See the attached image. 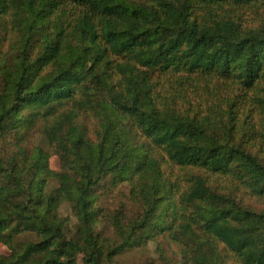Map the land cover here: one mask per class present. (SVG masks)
<instances>
[{
	"label": "trees",
	"instance_id": "trees-1",
	"mask_svg": "<svg viewBox=\"0 0 264 264\" xmlns=\"http://www.w3.org/2000/svg\"><path fill=\"white\" fill-rule=\"evenodd\" d=\"M150 241L264 264V0H0V264Z\"/></svg>",
	"mask_w": 264,
	"mask_h": 264
},
{
	"label": "rangeland",
	"instance_id": "rangeland-1",
	"mask_svg": "<svg viewBox=\"0 0 264 264\" xmlns=\"http://www.w3.org/2000/svg\"><path fill=\"white\" fill-rule=\"evenodd\" d=\"M34 141L41 142L43 141L41 137L35 138ZM48 165L52 170L60 169L59 159L55 156H51L48 160ZM57 186V181L54 179H50L49 181V189H52ZM60 216L66 217L68 219V227L69 234H71L74 230L75 224L77 222L76 217L73 215L70 206L67 203L62 204L58 210ZM36 236L33 232H23L16 237L17 242H33L36 241ZM174 250L171 249L169 254L173 255ZM10 253V249L7 245L0 242V255H8ZM178 257V256H177ZM175 258V257H174ZM160 259V253L158 252L157 245L154 241L148 242L145 246L141 247H130L127 248L118 255L115 256L113 262L111 264H144L145 260H157ZM75 264H86L82 257H78ZM158 264H167L163 260H160ZM229 264H231L229 262Z\"/></svg>",
	"mask_w": 264,
	"mask_h": 264
}]
</instances>
